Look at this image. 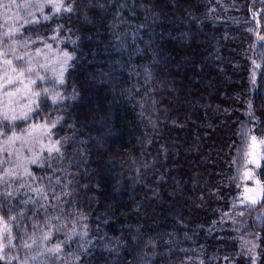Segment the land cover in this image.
Masks as SVG:
<instances>
[{
  "label": "trees",
  "instance_id": "trees-1",
  "mask_svg": "<svg viewBox=\"0 0 264 264\" xmlns=\"http://www.w3.org/2000/svg\"><path fill=\"white\" fill-rule=\"evenodd\" d=\"M64 2L18 35L22 53L72 59L29 118L0 125L49 126L59 149L1 187L0 264H254L242 235L264 264L259 206L239 207L264 139V0Z\"/></svg>",
  "mask_w": 264,
  "mask_h": 264
},
{
  "label": "rangeland",
  "instance_id": "rangeland-1",
  "mask_svg": "<svg viewBox=\"0 0 264 264\" xmlns=\"http://www.w3.org/2000/svg\"><path fill=\"white\" fill-rule=\"evenodd\" d=\"M23 2L24 0H16L17 5ZM37 2L44 3V0H31L33 17L25 16L24 10L17 6L3 7L4 4H11V0H0V25H5V21L7 22L5 26L0 27V85H3L8 78H17L18 73L13 72V68H26L30 61L33 69L31 73L25 72L23 77L25 84L0 87V125L5 123L12 125L29 118L38 99V96L34 95L36 93V85L38 83L46 84L51 81L61 82L70 63V60H67L65 64V52L59 51L50 44L36 51L20 52L22 45L18 42V35L25 24V18L28 20L36 19L38 13H40V10L35 6ZM57 2L59 1L52 0V3ZM47 7H50L55 12V9L50 4H45L43 10ZM12 28H18L19 33L11 37L3 35L4 32ZM18 56H24V59H16ZM5 60H11L12 64H5ZM62 67H65L66 70L61 77L60 70ZM37 74L44 77V79H37ZM29 79L34 80L35 83L29 85ZM25 85H28V87H25ZM17 87H19V91H16ZM8 92L13 94L10 96L6 95ZM5 115L9 117L7 121L4 119ZM0 131L3 130L0 129ZM262 141H264L263 138L256 137L255 142L251 139L248 158L249 167L245 174L247 186L243 191V200L239 204V207L247 204L246 206L251 211L259 206V209L254 211L252 216L253 225L259 229L264 226V205L262 204L264 200V184L259 179V172L264 160V143ZM55 149H57V144L53 139L51 127L46 125H31L20 133L12 132L9 135H0V190L5 186H13L19 179L28 176L30 167L37 163L39 157L43 153L54 152ZM253 200L256 201L255 204L252 203ZM228 219L232 227L237 230L236 225L240 223L237 222V216L229 215ZM5 224L7 223L3 219L0 220V258L4 256L7 249L13 244L9 227L7 225V228H5ZM258 238L259 236L254 238L248 235L241 236V242L247 247L248 251H251L254 264L257 261ZM21 264H31V259H26Z\"/></svg>",
  "mask_w": 264,
  "mask_h": 264
},
{
  "label": "snow or ice",
  "instance_id": "snow-or-ice-1",
  "mask_svg": "<svg viewBox=\"0 0 264 264\" xmlns=\"http://www.w3.org/2000/svg\"><path fill=\"white\" fill-rule=\"evenodd\" d=\"M45 4H50V6L55 9L56 13L61 12V10H63L64 12H69V13L74 11V9L71 6V2L65 3L64 0H59V2H57V3H52V0H44V3L37 2L35 4V6L40 10L42 15H43V8H44ZM11 6L20 7V8H22L24 10L25 16H33L34 17V13L31 11V7H32L31 0H24V2L19 4V5L16 4V0H11V4H4L3 5V7H5V8H9ZM49 18H50L49 15H43V19L44 20H48ZM6 23L7 22L5 21V25H6ZM24 23L25 24H37V23H39V20H37L35 18H33L31 20H28V19L25 18ZM5 25H0V27H3ZM18 33H19V29L18 28H12L9 31L4 32L3 35L11 37V36L16 35ZM19 34L23 35V33H19ZM64 56L66 57L65 64H66L67 60H71L72 59V57L69 56L66 52L64 53ZM16 59L23 60L24 56H18V57H16ZM4 63L7 64V65H11L12 61L11 60H5ZM65 70H66L65 67L61 68V70H60L61 71V77L63 76V72ZM12 71L18 73L17 78L16 79L8 78L3 85H0V87H7L8 85H22V84H25V79H23L25 72L31 73L33 71V69L31 67V62L29 61L28 62V67H26V68L25 67H20L18 69L17 68H13ZM37 79L43 80L44 77L39 76V74H37ZM34 83H35L34 80H31V79L28 80V84L29 85L30 84H34ZM25 87H28V85H25ZM19 90H20L19 87H17L16 91H19ZM45 92H47V89L45 90ZM12 94H13L12 92L6 93V95H9V96L12 95ZM34 95L39 96L40 93L36 92V93H34ZM4 119H5V121H7L9 119V117L7 115H5ZM52 126L55 127V124H53ZM3 134H4V132L0 131V135H3ZM251 139H252L253 142L256 141V137L255 136H253ZM57 143H59V141H57ZM262 143H264V141H262ZM55 150L57 152L59 151L58 148L55 149ZM252 203L255 204L256 201L253 200ZM2 219L3 218L0 217V220H2ZM5 228H7V224H5ZM45 238H47V235H46ZM48 251L51 252V253H59L61 251V249H60L59 245H57L55 248H49Z\"/></svg>",
  "mask_w": 264,
  "mask_h": 264
}]
</instances>
